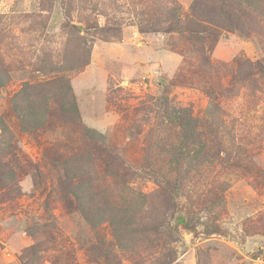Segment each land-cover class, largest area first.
<instances>
[{
  "label": "rangeland",
  "instance_id": "obj_1",
  "mask_svg": "<svg viewBox=\"0 0 264 264\" xmlns=\"http://www.w3.org/2000/svg\"><path fill=\"white\" fill-rule=\"evenodd\" d=\"M238 1L0 0V264H264V16L217 18ZM61 77L77 113L23 129L13 97ZM185 110L205 149L172 165Z\"/></svg>",
  "mask_w": 264,
  "mask_h": 264
},
{
  "label": "trees",
  "instance_id": "obj_2",
  "mask_svg": "<svg viewBox=\"0 0 264 264\" xmlns=\"http://www.w3.org/2000/svg\"><path fill=\"white\" fill-rule=\"evenodd\" d=\"M237 3L238 5H240V9L237 11L236 15L227 12L224 6H219V8L215 9L218 15L217 18L222 17L223 21H225V19H228L229 21L235 20L236 23H238L241 19H244L246 16H248L250 12L258 13L261 16H264V12H262L263 9L261 8L264 5L263 0H251L250 3L249 1L247 3V0H241L238 1ZM218 22L219 21L216 20L215 22L212 23L216 24ZM72 66H68L67 63H65L62 64L61 66H53L47 69H50L51 72L70 71L74 68ZM4 79H8V76L4 71H0V87L4 86ZM70 98L72 101H70ZM52 99L54 100L60 99L61 108L63 107V104L69 103L71 105V108L64 105L63 111L68 112L72 110L73 113L75 114L77 113L76 104L75 101L73 100V95L71 93V86L67 81V79H65L64 77H61L55 81H49L47 83H42L39 85L27 84L24 88H22L21 91L17 93L12 99V106L15 115L19 118L22 128L25 130H32L37 128L39 129V127L43 128L47 121L46 115L49 111L47 109ZM186 111L187 110L183 111L182 114L176 118V126L180 127V129L184 131L185 137L180 138L182 145L181 150H179L180 153L177 154L176 157L173 158V160L169 161V163H171L172 165L179 164L181 161L180 159H184L188 156V155L186 157L183 156V153L185 151H189L191 153L192 158L196 159V156L199 155L200 152L204 151L205 149V144L201 143L202 141L200 138L201 132L199 133L196 132L197 124H199V120L197 118H193L190 115V113ZM0 128L2 130L0 137L6 136L9 133L8 126L1 118H0ZM64 173H65L64 178H66V180H72L73 178L81 174L80 172L76 171V169L71 165H69V168L65 167ZM156 179H160V177ZM92 181L94 186H92L91 180H88L87 182H84L82 180L80 182V183L84 182L82 185L80 183L78 185H74L71 184L70 181L69 182L67 181V183L64 184L66 190L65 196L68 198L69 197L68 195L71 194L76 198L78 204L79 203L81 204L82 201H84L83 198L86 192L92 193L95 188L97 189L99 187V183L96 182L95 179Z\"/></svg>",
  "mask_w": 264,
  "mask_h": 264
}]
</instances>
